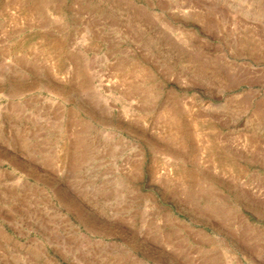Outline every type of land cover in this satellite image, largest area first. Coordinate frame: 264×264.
Returning <instances> with one entry per match:
<instances>
[{"label": "rangeland", "instance_id": "obj_1", "mask_svg": "<svg viewBox=\"0 0 264 264\" xmlns=\"http://www.w3.org/2000/svg\"><path fill=\"white\" fill-rule=\"evenodd\" d=\"M0 264H264V0H0Z\"/></svg>", "mask_w": 264, "mask_h": 264}]
</instances>
